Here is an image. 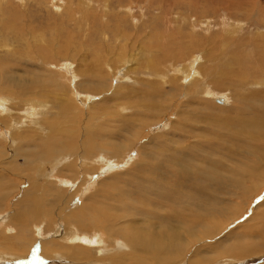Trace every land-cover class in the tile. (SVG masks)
<instances>
[{
	"label": "rangeland",
	"instance_id": "obj_1",
	"mask_svg": "<svg viewBox=\"0 0 264 264\" xmlns=\"http://www.w3.org/2000/svg\"><path fill=\"white\" fill-rule=\"evenodd\" d=\"M257 2L261 3L260 6L264 8V0H0V100L6 97L9 98L12 94L14 95L15 93L17 95L15 99L14 97L11 98L13 99L11 105L4 100H2L0 103V187L2 188L0 190H3V194L5 193L3 196L4 198L0 201V264H35L37 262V257L43 253V250L48 251V249H50L51 245L53 244H58L57 246L59 247V250L57 251L59 252L57 253L61 255V257L64 258L66 262L69 261L70 258H67V256L70 257L69 255H71V253L67 251L65 252L64 248L68 250V247L77 245L75 246V248L80 247V249L88 250L101 247L100 250L102 252L100 254L102 255H98L97 258L93 257L94 259L92 258V260H90L91 263L134 264L131 261V258L135 253V248L133 247L134 242L131 237L133 233L143 230H149L146 228L147 225H150L151 228L161 226V222L155 217V213L158 211L156 206L150 204L148 205V208L146 207V211H144V213H141L136 208H134V206H131L130 201L128 200V205L130 208H132V210L130 209V216H128V218L127 216L124 217L123 215L121 218L111 217L112 222L114 221L115 223L114 225H117L116 231H120L121 233L119 235H115V233V236H112L108 233L107 235L106 231L103 228L99 227L103 226V222L99 221V225L96 226L97 228H92L91 231L86 230V232H89L94 236L96 235V239L98 238V236H100L104 243L94 242L96 244L95 245L92 242V247L90 248V245H85L87 247L86 248L84 244H71L70 240L66 239L68 230L72 232L79 230L78 224L74 222L75 218L78 216L79 205H81V203H84L82 205H85V200L87 198L91 197V195L95 196L96 193H99L98 191L101 190L100 184L103 182L110 183L112 181V178L114 177V174H121L126 172L124 175L127 177V179H129L131 169L133 171L136 164L141 161L142 155L146 156L149 151L152 152L151 148L156 145L155 141L157 139H160L162 136V138H164L166 135L168 136L167 141L160 144L162 146L169 145L168 147H170L172 145L171 143H168L169 138H173L174 140L178 139V147L184 150L189 147L192 148L196 146L198 144V140L195 139V136L192 137L190 134H187L190 136L181 137L179 135L175 136L170 132L173 130L174 126L178 128L183 127L188 129V127H185L179 123L181 121V117H179L180 119H178L179 109L177 108L180 104L184 106V104L187 103L188 106L191 104L190 107L196 109L199 98L194 95L195 92L198 91V88L203 89L205 84H207L208 89H211L212 91V94H206V97L203 96L204 99L206 98L204 101H206V103L208 101V104H210L209 110H207V108L205 110V112H210L209 118H213L219 112L224 113L228 111V109L230 111L234 107L235 103L238 104L237 101L240 100L236 99L235 101L233 97L238 98L239 95L237 96L236 94H234L235 92L229 93L228 90H224L225 88L217 90L216 86L214 85L215 83H211L212 81H222L228 84L229 82H231L230 79L233 78L232 76V78H229V76L224 78L223 76L221 79V75H219L220 73L218 71L223 68L222 66H229L230 63L228 62H232L233 58H236L241 62L244 61L243 64H246L247 66L249 65V67L254 66V64L257 65L258 62L256 61V59H254L253 55L254 47L255 45H257L258 47L259 45L261 47L264 46V40L259 39L257 35L258 33L264 34V29L257 28L258 26H256V21L253 19V13L251 12L252 10H255L256 13L259 12L258 9H260V6L255 7V5L257 6ZM89 8L91 9L89 10ZM259 14H257L258 16L256 20L261 22V13L259 12ZM263 15L264 13H262V16ZM117 21H119L120 23H118ZM127 27H129V29ZM243 28L245 29V31ZM177 29L180 33H178ZM173 30L176 31L175 33L177 37L174 36ZM121 32L124 35H121ZM238 32L241 34H239ZM116 33L118 35H116ZM185 34L187 37L185 36ZM119 35L121 36V38ZM133 35L135 38L133 37ZM165 35H172V37L166 38L167 40H169V42L175 40V42H173L174 44H172L173 48L170 47L174 51V54H178L179 51L181 52L182 50H184L183 53L186 54L187 51L186 55L188 56H183L181 59H179L181 60L182 65H180V67L176 69H169L167 68V65L164 67L163 64H158L162 60H165L162 53V47L165 46V41L163 39ZM185 37L188 39L185 40ZM181 38L183 39L181 40ZM149 40H152V43ZM124 41H126L127 43L125 42V44ZM213 41L214 43L216 41V43L214 44ZM259 41L261 43L258 44ZM137 42L138 45L136 44ZM156 42L157 44H155ZM186 42L187 44H185ZM210 44L215 46H209ZM180 45H182L184 48H182L181 50H176L179 49L178 46ZM202 45L204 47L203 49ZM129 47L130 50L128 51ZM198 47L202 49L200 52L194 50V48ZM207 47L210 48V50H207ZM122 48L123 51L121 50ZM141 48H143L144 50ZM218 48L220 49L218 50ZM238 48H240L241 51ZM262 50L263 49L260 48V52ZM151 51H155V53H150ZM193 51H195L194 53L196 55H192ZM204 51H210L211 53H214L215 58H217L216 61L213 62L214 59H208L207 61L206 56L202 54V52ZM217 52L218 54H216ZM167 53V57L172 56V52L170 50H168ZM230 53H233V58H231L232 56ZM116 54L119 56V58ZM220 54H224L225 56L223 55L222 57V55ZM124 58L126 59V62ZM157 58H159V60ZM218 58L219 61L221 60V63L218 61ZM146 60L151 63L155 62V66L162 65V68L160 69L162 72L156 79L152 77H150V79L145 77V81H159L158 83L165 82L166 84L164 85V88H162L166 90V92L171 91L169 92V95L171 93L174 96L173 98H168L169 102L167 101V103L165 104L161 103V101L163 102L162 98L161 100H159V102L163 106L168 105L169 111H165L166 114L164 119H161L158 122H155V117H157L156 113L144 115V112L146 110H142L140 105H138L140 101L138 98H141L140 94H138V96L134 94H130L131 96L127 95L129 93H132L130 88H134V90L137 92L143 90L142 83L139 79L144 78V76H142L140 72L147 73V70L144 66L146 64L148 65L149 62H146ZM209 60L212 61V63L209 62ZM203 63L205 65L204 68ZM112 64L115 65L118 70H115L116 67L114 68V70H112ZM208 65L210 66L208 67ZM211 65H214L212 67V71ZM122 66L125 67L123 68ZM187 66L188 68L186 69H188V71L184 68ZM1 67H3V69ZM207 68H210L209 71ZM167 69L169 70L166 74ZM199 69H201V71ZM193 72L195 76L193 75ZM125 73L127 76L125 75ZM134 73L136 75H134ZM188 74H191L192 77L194 76L197 78L198 82H196L195 84L193 83V85H195L196 87L192 86V84L189 86V82L184 79L185 76L189 77ZM205 74L208 75L206 76ZM106 75H110V77L108 78ZM168 75L169 77H167ZM198 75H200L201 78L200 76L198 77ZM202 75L205 76L203 77ZM14 76L17 78L11 81L15 84V86L13 84L7 83L9 81L7 77L11 78ZM177 76L180 77V82L178 81L179 79H176ZM219 76L221 80L219 79ZM167 78L170 79L168 80ZM135 80H138L139 82H136ZM204 80H206V82ZM130 81L135 83H131ZM199 83H202L201 86ZM173 85L177 87L175 88ZM11 86H13L14 88ZM157 86L161 87L160 85ZM188 86L191 87L190 89H192L193 87L194 90H190ZM185 87L187 89H185ZM260 87V85H256L250 88V90H252L253 92H261L262 89ZM135 88H137V90ZM187 92H194V95L190 94L192 96L191 97L186 94ZM9 93H11L10 96L7 95ZM21 94H23L24 97L20 96ZM117 94L119 96H117ZM227 94L229 97L227 96ZM122 95H124L125 97ZM186 95L189 97H187ZM262 95H264V93ZM25 100L28 101L26 102ZM218 100L223 101V103H219ZM253 101L264 102L262 98L256 96H253L250 102ZM29 102L31 103L30 106H28ZM171 102L173 105H175L173 106L172 104H170ZM5 104L9 105L8 110L4 106ZM117 104H119V106ZM65 105H68L70 107L67 108L68 115L64 117L63 111ZM17 106L18 108H15ZM35 106L37 108H35ZM71 106H73V110L71 109ZM41 107L42 109H45L42 110L40 109ZM126 107L128 108V110L129 108H132L133 111L129 112L130 110L128 111ZM27 109L29 111H26ZM159 109L158 111L160 112L163 108ZM211 113L213 116L211 115ZM50 116L52 117L50 118ZM145 118H147V120H145ZM166 118L167 120H165ZM28 119H30L31 121ZM121 119L126 120L127 129L122 130L120 132L122 136L119 137V132L117 131L123 125V123L120 122ZM246 119H249V117H246ZM16 121L19 122V124L14 123ZM74 123H76L77 125ZM17 125L18 129L16 128ZM99 128L101 130L103 128V130L101 131L99 130ZM204 128V126L199 125L194 128V132L197 134L200 129ZM109 130L110 134L108 133ZM104 131H106L107 134ZM251 131L256 134L264 133V130H259L255 127H253ZM104 133L106 137L107 135H111L113 133L111 135L112 138L115 137L114 139H119V141L126 142L125 144L128 146V150H122L120 154L116 153L119 156H123V160L125 159L123 163L117 164L115 162L113 164L107 165L106 161L108 159L104 157L103 153L98 155V157H93V159L87 157V144H91L98 140L101 141L102 139H104L102 137ZM114 133H116V135H114ZM66 134L68 137L66 136ZM55 135L56 138H54ZM64 135L66 136L67 140ZM60 136L62 138H60ZM137 136L139 137L137 138ZM123 137H125L124 140ZM211 137L214 136L212 135ZM41 140L42 144H49L51 142L50 140H52L53 143L61 142L60 144H62L60 146L61 148H55V151L61 153L60 156L62 154L63 155L59 159L60 161H55L57 163L53 168V173H49L50 175L48 174L49 167L54 160H50L48 157L54 156L56 158H59L60 156H56V154H53L52 156L47 157V151L44 150H39L38 154H36L34 146L36 144V146H38L41 143ZM75 144L77 146H75ZM64 146H72L74 149L77 148L75 150L76 152L66 151ZM21 149L23 150L21 151L22 153L20 152ZM31 152L32 155H38L35 156L34 160H32L35 161L37 159L35 162H29L30 160H28L30 159L29 154L31 155ZM64 154L66 156V160ZM191 157L196 158L197 153L193 152L191 154ZM220 158H222L224 161L221 159V162L219 160ZM216 160L218 162H221V164L223 163L222 165L228 169L230 162L225 161L223 155H217ZM99 161L102 164H97V162L99 163ZM110 162L112 163V161ZM41 163H43L44 165H41ZM73 163H78V165L76 166V164ZM72 164L74 165L73 167ZM93 164L95 167L92 166ZM101 165L103 166V168L101 167ZM86 167L90 169H100V171L96 172L97 174L95 173L93 174V176L89 175L90 177H87L85 179H88V186L84 185V183H81L82 177L84 178V174H86L84 171V169H87ZM69 168H74V171ZM68 169L72 174L67 173ZM82 170L84 173L82 172ZM106 178L110 180H107ZM37 182L41 183L42 189L44 188V186H46L48 190L47 195L50 200L55 199V195L61 192L63 194L62 196L65 203L68 202L66 203V205L57 204L48 206L49 208L45 207V211H47V213H49V215L53 217L51 218L52 222L50 223L52 226H49V224H47L48 220L50 219L49 217H47V215L43 219L45 222L42 220L43 224L40 223L38 226L33 225L32 219L30 218L29 214L31 207H25L24 203L22 205L20 203L25 199L26 194L29 191L33 190L34 185H36ZM65 184H67L68 186L70 184L71 185L68 187ZM78 185L79 187L80 185H82L83 190H80L79 192L76 191L77 188H79ZM245 186L246 189L240 192L238 196L235 197V199H232V201H230L224 214H222V216L216 215L215 220L213 219L214 223H211V228H214L215 233L211 234V238L207 237L204 241H198L196 240L198 239V237L192 238L191 236H187L188 240H185V246L187 245L186 250L188 251L191 247L192 248L188 252L186 251L183 257H179L178 259L174 257L173 264H189V261H191V259L194 260L196 258H200L202 255H204L205 258L209 259V262H207L206 264H264V173L262 175L259 174V176H256L255 178L247 181ZM62 190H65L64 193L62 192ZM75 191L77 193H75ZM102 194H104V192ZM140 197L141 196H138V198ZM119 199L123 200L122 198ZM113 203L116 206V203ZM103 204H105L106 206H111L110 204H112V202H109L107 200ZM60 208L62 212L59 210ZM81 208L83 214L86 207L81 206ZM121 210L123 209L120 208V214H118V216L121 215V212L123 213V211ZM63 212H65V214L67 215L65 216ZM108 213L110 214L111 212L109 211ZM72 216L75 218H73ZM69 217H72L74 220ZM122 218L124 219V221ZM63 219L68 224L65 221L62 222ZM68 219H70V221H68ZM118 219H121L119 220V224L118 221H116ZM133 219L138 223H136ZM103 220L107 219L105 218ZM122 221L123 223H125L123 224ZM154 223L156 224L154 225ZM63 224L64 226H66L64 227V230L63 227H60V225ZM143 225L145 226V228H143ZM140 227L142 228V230H140ZM59 232L61 234H59ZM240 239L243 243V245L241 246L242 249L240 248V250H245L243 248L255 245H257L262 250H259L253 256H233V254L236 253L233 251H238V248L234 249V245L240 243ZM124 241L125 243H122ZM110 245H112V248L110 247ZM8 247L11 248V250L8 249ZM198 247H201V249ZM118 254H120V256ZM112 256H114L115 258L113 259ZM14 257H17L19 259H15ZM65 257L67 260L65 259ZM48 258L51 257H44V260H47ZM124 258H126L127 260H125ZM240 258H242L241 261ZM30 259L32 260V262H29ZM48 260L50 261L53 259ZM118 260L119 262H117ZM211 260H213V262ZM56 261L61 262V260ZM65 261L59 263L65 264ZM123 261L125 263H123ZM86 262L88 261L82 262L71 258L68 263L87 264Z\"/></svg>",
	"mask_w": 264,
	"mask_h": 264
},
{
	"label": "bare ground",
	"instance_id": "obj_2",
	"mask_svg": "<svg viewBox=\"0 0 264 264\" xmlns=\"http://www.w3.org/2000/svg\"><path fill=\"white\" fill-rule=\"evenodd\" d=\"M257 1V0H256ZM251 2V1H250ZM253 2V1H252ZM261 2V1H259ZM261 5V3L257 2V6L255 5V7H259ZM252 6V5H251ZM254 6V5H253ZM253 7V8H255ZM91 8H89L90 10ZM258 11L261 13V22L257 21V14L255 12V10H252L251 12L253 13V19L256 21V26H258L257 28H263L264 29V15L262 16V13H264V8L260 6V9H258ZM94 12V11H93ZM249 13V12H248ZM251 14V13H250ZM260 15V14H259ZM249 16V15H248ZM251 16V15H250ZM195 18V17H194ZM249 18V17H248ZM251 18V17H250ZM125 19V18H124ZM198 20V19H196ZM182 21V20H181ZM204 21V20H203ZM118 23H120L119 21H117ZM126 22V21H124ZM195 22V21H193ZM186 23V22H185ZM189 23V22H188ZM197 23V22H196ZM201 23V22H200ZM204 23V22H203ZM206 23V22H205ZM124 25V24H123ZM188 25V24H187ZM196 25V24H195ZM199 25V24H198ZM197 25V26H198ZM126 27V26H125ZM242 27V26H241ZM122 28V27H121ZM129 29V27H127ZM193 28V27H192ZM237 28V27H236ZM245 28V27H244ZM243 28V29H244ZM119 29V28H117ZM126 29V28H125ZM132 29V28H131ZM176 29V27H175ZM240 29V28H239ZM258 29V30H259ZM116 30V29H115ZM124 30V29H123ZM137 30V29H136ZM186 30V29H185ZM195 30V27H194ZM117 31V30H116ZM115 31V32H116ZM178 31V29H177ZM190 31V30H189ZM242 31V30H241ZM245 31V29H244ZM247 31V30H246ZM118 32V31H117ZM140 32V31H139ZM157 32V30H156ZM176 31L173 30V34L175 37H177ZM195 32V31H194ZM122 33V32H121ZM127 33V32H126ZM129 33V31H128ZM153 33V32H151ZM165 33V31H164ZM167 33V32H166ZM171 33V32H170ZM178 33H180L178 31ZM193 33V32H192ZM198 33V32H197ZM239 33V32H238ZM120 34V33H119ZM136 34V33H135ZM150 34V33H149ZM188 34V33H186ZM185 34V36H186ZM241 34V33H239ZM257 34V33H255ZM116 35H118L116 33ZM121 35H124L123 33ZM155 35V34H154ZM191 35V33H190ZM258 38L259 39H263L264 40V34L262 33H258ZM120 36V35H119ZM126 36V35H125ZM132 36V35H130ZM153 36V35H152ZM181 36V35H180ZM196 36V35H195ZM134 37V35H133ZM132 37V39H133ZM172 37V35H165L164 36V41H165V46L162 47V53H163V58L165 60H162L161 62H159L158 64H163V66L165 67L167 65V68L169 69H176L178 67H180L181 64V59L183 56H188L187 51L186 54L183 53L184 50H182L181 52L179 51V53H175L174 51L170 48H173L174 44L173 42H175V40H172L169 42V40H167L166 38H170ZM184 37V34H183ZM187 37V36H186ZM185 37V38H186ZM191 37V36H190ZM121 38V36H120ZM125 38V37H124ZM131 38V37H130ZM135 38V37H134ZM160 38V37H159ZM242 38V37H241ZM118 39V38H117ZM142 39V38H141ZM156 39V38H155ZM174 39V38H173ZM178 39V38H177ZM183 38H181L182 40ZM188 38H186L185 40H187ZM240 39V38H239ZM258 39V40H259ZM122 40V39H121ZM120 40V41H121ZM126 40V39H125ZM128 40V37H127ZM130 40V39H129ZM145 40V39H144ZM162 40V39H161ZM184 40V42H185ZM198 40V39H197ZM214 40V39H213ZM152 43V40H149ZM160 41V40H159ZM180 41V39H179ZM177 41V42H179ZM189 41V40H188ZM207 41V40H206ZM205 41V42H206ZM261 41V40H260ZM258 42L261 43V42ZM126 41H124L125 43ZM158 42V41H157ZM157 42L155 44H157ZM182 42V41H181ZM226 42V41H225ZM241 42V41H240ZM239 42V43H240ZM243 42V41H242ZM127 43V42H126ZM125 43V44H126ZM131 43V42H130ZM149 43V42H148ZM195 43V42H194ZM200 43V42H199ZM209 43V41H208ZM207 43V44H208ZM214 43V41H213ZM216 43V41H215ZM214 43V44H215ZM234 43V42H233ZM232 43V44H233ZM238 43V41H237ZM236 43V44H237ZM254 43V42H253ZM263 43V42H262ZM138 45V42L136 43ZM183 44V43H182ZM187 44V42L185 43ZM197 44V43H196ZM219 44V43H218ZM255 44V43H254ZM123 45V44H122ZM154 45V44H153ZM163 45V44H162ZM177 45V44H176ZM222 45V44H221ZM224 45V43H223ZM226 45V44H225ZM240 45V44H239ZM250 45V44H249ZM125 46V45H124ZM131 46V45H130ZM144 46V45H143ZM147 46V44H146ZM149 46V45H148ZM152 46V45H150ZM189 46V45H187ZM198 46V45H197ZM209 46H215V45H209ZM254 46V45H253ZM175 47V46H174ZM179 49L176 50H181L182 48H184L182 45L178 46ZM201 47V46H200ZM239 47V46H238ZM251 47V46H250ZM69 48V47H68ZM124 48V47H123ZM123 48L121 49L123 51ZM134 48V47H133ZM188 48V47H187ZM186 48V49H187ZM203 45H202V49H203ZM208 48V47H207ZM231 48V47H230ZM241 48V46H240ZM240 48H238L240 50ZM260 48H262L263 50L260 52ZM65 49V48H64ZM119 49V47H118ZM143 49V48H141ZM201 48H194L195 51L200 52L202 50ZM212 49V48H211ZM220 48H218L219 50ZM66 50V49H65ZM130 50V47L128 49V51ZM135 50V49H134ZM144 50V49H143ZM170 50L172 52V56L167 57L166 55H168L167 51ZM191 50V49H190ZM207 50H210V48H208ZM133 51V50H132ZM192 51V50H191ZM193 51L192 55L195 54ZM214 51V50H213ZM241 51V50H240ZM125 52V51H124ZM144 52V51H143ZM121 53V52H120ZM130 53V52H129ZM149 53V52H148ZM150 53H155V51H151ZM190 53V52H189ZM140 54V53H139ZM158 54V52H157ZM156 54V55H157ZM174 54V55H173ZM201 54V53H200ZM203 55L206 56V59L208 61V59L216 61L217 58H215V54L211 53L210 51L208 52H202ZM201 54V55H202ZM218 54V52L216 53ZM231 56L233 53H230ZM236 54V51H235ZM238 54V53H237ZM117 55V54H116ZM148 55V54H146ZM190 55V54H189ZM196 55V54H195ZM222 55V54H220ZM224 55V54H223ZM222 55V57H223ZM246 55V53H245ZM253 55H254V59H256V61L258 62L257 65H255L254 62V66H247L246 64L244 65L243 62L244 61H239L236 58L234 59L233 56L231 58H233V61H229L228 63H230L229 66H221L223 68H221L220 71H218L219 75H221V79L224 76L229 78L231 77L232 79H230L231 82L228 83H224L222 81H215L211 84H214L218 89H224L225 91L228 90L229 93L231 92H235L234 94H236L238 96V98H234L235 101L236 99L240 100L237 101L238 104L235 103L234 107L229 111H226L224 113H217L213 118H209V114L210 112H205L206 108L207 110H209L210 108V104H208V101L206 103V101H204L205 99L203 98V96L206 97V94H212L211 89H208V85L205 84L203 89L198 88V91L195 92V95L193 93H186L187 95L191 96L190 94L197 96L199 98V101L197 102V106L196 109H193L192 107H190V105L188 106L187 103L184 104V106L182 104H180L178 106L177 109H179V114H178V119H180L179 117H181V121L179 122L181 125L188 127V129L186 128H178L176 126L173 127V130L170 132L173 135H179L181 137H188V136H195V139L198 140V144L192 148H187L186 150L181 149L179 146V140L177 139H171L169 138L168 143H171L172 145L170 147H168L169 145L166 146H162L160 144L165 143V141H167L168 136L166 135L164 138H162V136L160 139H157L155 141V146L151 148V151H149V153L146 154V156H141L142 159L141 161L136 164L135 168L131 169L130 172V178L127 179V177L124 175L125 173H121V174H114V177L112 178V181L110 183H106L103 182L100 184V189L98 192L100 193H96L95 196H92L87 198L85 200V205H82L84 203H81V205H79V212H78V216L75 218V220L72 217H69L71 219L74 220V222L76 224H78L79 226V230L78 231H67V237L66 239H69L71 244H84L85 245H90V248L92 247L91 243L93 242H98V243H104L102 238L100 236H98V238L96 239L95 236L93 234H90L87 231H91L92 228H97L96 226L99 225V221L103 222V226H99L101 228H103L106 231V234H111L112 236L115 235H119L121 232L120 231H116V226L114 225V221L112 222L111 217H119L121 218L122 215L124 217L130 216V209L132 210V208L129 207L128 205V200L130 201L131 206H134V208H136L139 212H143L146 211V207L148 208V205L153 204L156 206L157 208V212L155 213V217L161 222V226L160 227H150V225H147V229L149 230H143L140 232H136L133 233L132 235V239L134 242L133 247L135 248L134 251V255L131 258V261L134 264H139V263H143V264H173L174 263V257L176 259H178L179 257H183L185 255V252L187 251V245L185 246V240L187 239V236H191L193 237H198V241H204L205 238L212 236V233L214 232V228H211V223L213 222V219L215 220L216 215H221L224 214V212L227 210V205L230 203V201H232V199H235V197L238 196V194L242 191H244L246 189V182L249 181L250 179L255 178L256 176H259V174H263L264 173V133H253L251 131V129L253 127L259 129V130H264V102H250L252 100L253 96L256 97H260L264 100V95H262L264 93V46H260L259 47L257 45H255L254 50H253ZM114 56V55H113ZM123 56V55H122ZM139 56V55H138ZM225 56V55H224ZM228 56V55H226ZM115 57V56H114ZM117 57L119 58V56L117 55ZM141 57V56H140ZM196 57V56H195ZM198 57V56H197ZM221 57V56H220ZM252 57V56H251ZM116 58V57H115ZM114 58V59H115ZM138 58V57H137ZM154 58V57H153ZM201 58V57H200ZM203 58V57H202ZM225 58V57H224ZM108 59V58H107ZM125 59V58H124ZM123 59V60H124ZM150 59V58H149ZM159 60V58H157ZM198 59V58H197ZM204 59V58H203ZM222 59V58H221ZM227 59V58H226ZM248 59V58H247ZM246 59V60H247ZM250 59V58H249ZM131 60V59H130ZM140 60V59H139ZM151 60V59H150ZM212 63V61H210ZM229 60V59H228ZM122 61V60H121ZM136 61V60H134ZM148 60H146L147 62ZM156 61V60H155ZM194 61V60H193ZM197 61V60H196ZM219 61V58H218ZM118 62V60H117ZM123 62V61H122ZM126 62V59H125ZM129 62V61H128ZM142 62V61H141ZM149 62V61H148ZM221 63V60L219 61ZM224 62V61H223ZM121 63V62H120ZM119 63V64H120ZM155 63V62H154ZM153 62H149L148 65H145V69L147 70V73H143L140 72L142 76H144V78L139 79L140 82L142 83V88L143 90L137 92L133 89L130 88L132 93H128L127 95H137L140 94L141 98L139 97L138 99L140 107L142 108V110H146L144 112V115L147 114H154L156 113L157 117H155L156 121L158 122L161 119H164L166 112L165 111H169L168 109V105L163 106L161 103L165 104L168 101V98H173V94L169 92H166V90H164V85L166 84L165 82H161L158 83L156 81L151 82L149 80L145 81V77L149 78H158V75L161 74V68L162 65H158L155 66L156 64H154ZM189 63V62H188ZM195 63V62H193ZM207 63V62H205ZM217 63V62H215ZM227 63V61H226ZM247 63V62H246ZM137 64V63H136ZM152 64V65H151ZM187 64V63H186ZM202 64V63H201ZM171 67H170V66ZM200 65V64H199ZM216 65V64H215ZM218 65V64H217ZM97 66V65H96ZM111 66V65H109ZM118 66V65H117ZM184 66V65H183ZM190 66V64H189ZM202 66V65H201ZM204 63H203V68H204ZM210 65H208L209 67ZM214 65H211V71L213 70L212 67ZM105 67V65H104ZM108 67V66H107ZM116 66L112 64V70H114ZM123 67V66H122ZM125 67V66H124ZM123 67V68H124ZM199 67V66H198ZM197 67V68H198ZM217 67V66H216ZM249 67V68H248ZM3 69V67H1ZM185 70L188 71V66L184 67ZM219 68V66H218ZM137 69V68H136ZM166 74L168 73V70ZM208 69V68H207ZM210 69V68H209ZM208 69V71H209ZM99 70V69H98ZM115 70H118L117 67L115 68ZM182 70V69H181ZM194 70V68H193ZM201 71V69H199ZM205 70V69H204ZM215 70V69H214ZM106 71V70H105ZM132 71V70H131ZM134 71V70H133ZM173 71V70H170ZM114 72V71H113ZM136 72V70H135ZM181 72V71H180ZM207 72V71H206ZM204 72V73H206ZM103 73V72H102ZM122 73V71H121ZM131 73V72H130ZM177 73V71H176ZM189 73V72H188ZM200 73V72H199ZM208 73V72H207ZM214 73V72H213ZM216 73V72H215ZM98 74V73H97ZM165 74V73H164ZM180 74V73H179ZM196 74V73H195ZM201 74V73H200ZM102 75V74H101ZM111 75V74H110ZM110 75H106L108 78L110 77ZM126 75V73H125ZM134 75H136L134 73ZM140 75V76H141ZM183 75V74H182ZM194 75V72H193ZM206 75V74H205ZM204 75V76H205ZM208 75V74H207ZM206 75V76H207ZM105 76V77H106ZM127 76V75H126ZM131 76V75H130ZM129 76V78H130ZM162 76V75H161ZM184 76V75H183ZM189 77H184L185 80H187V82H189V86L193 83L195 84L196 82H198L196 77H192V75L188 74ZM200 75H198L199 77ZM203 76V75H202ZM203 76V77H204ZM9 77V75H8ZM9 81L7 83L9 84H13L15 86L14 83H12L11 80H15L17 77H11L8 78ZM104 77V76H103ZM124 77V75H123ZM169 77V75L167 76ZM217 77V75H216ZM134 78V77H132ZM138 78V77H137ZM201 78V76H200ZM124 79V78H123ZM126 79V78H125ZM160 79V78H159ZM168 79V78H167ZM170 79V78H169ZM168 79V80H169ZM172 79V78H171ZM176 79H179L178 81L180 82V77L177 76ZM218 79V78H217ZM220 79V76H219ZM220 79V80H221ZM228 79V78H227ZM127 80V79H126ZM148 80V79H147ZM154 80V79H153ZM161 80V79H160ZM165 80V79H164ZM216 80V79H215ZM229 80V79H228ZM123 81V80H122ZM129 81V80H128ZM136 81V80H135ZM138 81V80H137ZM136 81V82H137ZM177 81V82H178ZM206 82V80H204ZM131 82V81H130ZM139 82V81H138ZM172 82V81H171ZM202 82V83H205ZM209 82V81H208ZM228 82V81H227ZM131 83H135V82H131ZM186 83V82H185ZM201 83V84H202ZM210 83V82H209ZM139 84V83H138ZM176 84V83H175ZM200 84V83H199ZM200 84V86H201ZM134 85V84H133ZM136 85V84H135ZM157 85H160L161 87H158ZM179 85V84H178ZM188 85V83H187ZM256 85H260L262 91L261 92H253L252 90H250V88H252L253 86ZM128 86V85H127ZM174 86V85H173ZM183 86V85H182ZM188 86V87H189ZM213 86V87H215ZM13 87V86H11ZM163 87V88H162ZM175 88L177 86H174ZM196 87V86H195ZM203 87V86H202ZM211 87V88H213ZM14 88V87H13ZM139 88V87H138ZM173 88V87H172ZM191 87H189L190 89ZM16 89V88H15ZM74 89V88H73ZM137 90V88H135ZM185 89H187L185 87ZM192 89L194 90V88L192 87ZM190 89V90H192ZM196 89V88H195ZM24 90V89H23ZM69 90V89H68ZM129 90V89H128ZM140 90V89H139ZM215 90V88H214ZM76 91V90H75ZM189 91V90H188ZM207 91V92H206ZM209 91V92H208ZM22 92V91H21ZM24 92V91H23ZM26 92V91H25ZM95 92V91H94ZM107 92V91H106ZM105 92V93H106ZM185 92V91H184ZM205 92V93H204ZM211 92V93H210ZM222 92V91H221ZM12 93V92H11ZM7 94L8 96H10V94ZM70 93V92H68ZM214 93V92H213ZM216 93V92H215ZM226 93V92H225ZM120 94V93H119ZM182 94V93H181ZM184 94V93H183ZM205 94V95H204ZM3 95V94H2ZM1 95V96H2ZM15 95V96H14ZM12 94L11 97L7 98H2V100H4L5 102H7L8 104H12V101L14 97L17 96L16 93ZM126 95V98H127ZM130 95V96H131ZM186 95V96H187ZM230 95V94H229ZM20 96L24 97L23 94H21ZM117 96H119L117 94ZM124 96V95H122ZM169 96V97H168ZM180 96V95H179ZM187 96V97H189ZM228 96V94H227ZM111 97V96H110ZM125 97V96H124ZM123 97V98H124ZM192 97V96H191ZM196 97V98H197ZM217 97V96H216ZM226 97V96H225ZM229 97V96H228ZM227 97V98H228ZM91 98V97H90ZM113 98V97H112ZM117 98V97H116ZM160 98V99H159ZM163 100V102L161 101V103L159 102V100ZM176 98V97H175ZM226 98V100H227ZM85 99V98H84ZM118 99V98H117ZM186 99V98H184ZM0 100V103L1 101ZM24 100V99H23ZM111 100V99H110ZM123 100V99H122ZM129 100V99H128ZM127 100V102H128ZM174 100V99H173ZM189 100V99H188ZM229 100V99H228ZM26 101V100H25ZM28 101V100H27ZM26 101V102H27ZM118 101V100H117ZM115 101V102H117ZM131 101V100H130ZM122 102V101H121ZM126 102V101H125ZM135 102V101H134ZM169 102V101H168ZM219 103H223V101L218 100ZM69 103V102H68ZM85 103V102H84ZM119 103V102H118ZM130 103V102H129ZM133 103V102H132ZM131 103V104H132ZM135 103V104H136ZM176 103V102H175ZM192 103V102H189ZM4 105L7 110L9 105ZM30 106V102L28 103ZM65 104V102H64ZM134 104V106H135ZM172 104V102L170 103ZM22 105V104H21ZM88 105V104H87ZM119 106V104H117ZM173 105V104H172ZM175 105V104H174ZM173 105V106H174ZM209 105V106H208ZM2 106V107H4ZM20 106V105H19ZM33 106V105H32ZM42 106V105H40ZM48 106V105H47ZM46 106V107H47ZM170 106V105H169ZM14 107V106H13ZM23 107V106H22ZM21 107V108H22ZM25 107V106H24ZM70 107L68 105H65L64 111H63V116H67L68 115V110L67 108ZM106 107V106H105ZM117 107V106H116ZM121 107V106H120ZM123 107V106H122ZM137 107V105H136ZM167 107V108H166ZM171 107V106H170ZM177 107V106H176ZM218 107V106H217ZM216 107V108H217ZM15 108H18L15 107ZM29 108V107H28ZM34 108V107H32ZM35 108H37L35 106ZM62 108V107H61ZM127 108V107H126ZM125 108V110H126ZM159 108H163L161 109L162 111H158ZM166 108V109H165ZM175 108V107H174ZM42 109V107L40 108ZM45 109V108H43ZM42 109V110H43ZM71 109L73 110V106H71ZM134 109V108H133ZM165 109V110H164ZM176 109V110H177ZM2 110V109H1ZM23 110V109H22ZM21 110V111H22ZM35 110V109H34ZM41 110V111H42ZM59 110V108H58ZM104 110V109H103ZM106 110V109H105ZM128 110V108H127ZM130 110V111H129ZM129 112L133 111L132 108H129ZM135 110V109H134ZM140 110V109H139ZM160 110V109H159ZM218 110V109H215ZM221 110V109H220ZM219 110V111H220ZM227 110V109H226ZM4 111V110H3ZM26 111H29L28 109ZM48 111V110H47ZM107 111V110H106ZM110 111V110H109ZM127 111V112H128ZM172 111V110H171ZM211 111V110H210ZM10 112V111H9ZM12 112V111H11ZM19 112V111H18ZM23 112V111H22ZM32 112V111H31ZM116 112V111H114ZM122 112V111H120ZM214 112V111H213ZM212 112V113H213ZM223 112V111H222ZM27 113V112H26ZM49 113V112H48ZM53 113V112H52ZM174 113V112H173ZM211 113V115H212ZM2 114V113H1ZM103 114V113H102ZM111 114V112H110ZM118 114V113H116ZM135 114V113H133ZM224 114V116H223ZM36 115V114H35ZM48 115V114H47ZM52 115V114H51ZM58 115V114H57ZM139 115V114H138ZM143 115V114H141ZM11 116V115H10ZM29 116V115H28ZM32 116V114H31ZM49 116V115H48ZM99 116V115H98ZM107 116V115H104ZM132 116V115H131ZM135 116V115H134ZM137 116V114H136ZM213 116V115H212ZM4 117V116H3ZM35 117V116H34ZM32 117V118H34ZM52 116H50L51 118ZM103 117V116H102ZM117 117V116H116ZM115 117V118H116ZM126 117V116H125ZM246 117L249 119H246ZM27 118V117H26ZM29 118V117H28ZM36 118V117H35ZM170 118V117H167ZM167 118L165 120H167ZM11 119V118H10ZM64 119V118H62ZM69 119V118H68ZM72 119V117H71ZM70 119V120H71ZM114 119V118H113ZM130 119V116H129ZM30 120V119H28ZM59 120V119H57ZM69 120V121H70ZM104 120V119H102ZM118 120V119H117ZM128 120V119H127ZM145 120H147V118H145ZM26 121V120H25ZM31 121V120H30ZM63 121V120H62ZM73 121V120H72ZM136 121V120H135ZM13 122V121H12ZM56 122V121H55ZM61 122V121H60ZM71 122V121H70ZM120 122L123 123V125L121 126V128L115 131L119 132V137H121V131L122 130H126L127 129V125H126V120L125 119H121ZM171 122V121H170ZM169 122V123H170ZM16 124H19V122H14ZM59 123V122H58ZM117 123V122H116ZM119 123V122H118ZM130 123V122H129ZM63 124V123H62ZM69 124V123H68ZM76 124V123H74ZM135 124V123H134ZM153 124V123H152ZM160 124V123H159ZM157 124V125H159ZM165 124V123H164ZM57 125V124H56ZM60 125V124H58ZM77 125V124H76ZM131 125V124H130ZM146 125V123H145ZM151 125V124H150ZM202 125L205 128L204 129H200L197 134L194 132V128ZM15 126V125H14ZM96 126V125H95ZM161 126V125H159ZM18 127V125L16 126V128ZM62 127V126H61ZM70 127V126H69ZM131 127V126H130ZM145 127V126H144ZM147 127V126H146ZM9 129V128H8ZM18 129V128H17ZM56 129V128H55ZM63 129V128H62ZM66 129V128H65ZM68 129V128H67ZM172 129V128H171ZM13 130V127H12ZM99 130H101L99 128ZM103 130V128H102ZM101 130V131H102ZM105 130V129H104ZM107 130V129H106ZM60 131V130H59ZM65 131V130H63ZM67 131V130H66ZM90 131V130H89ZM96 131V130H95ZM113 131V132H115ZM129 131V130H128ZM7 132V131H6ZM52 132V131H51ZM50 132V133H51ZM73 132V131H72ZM88 132V131H87ZM91 132V131H90ZM106 133V131H104ZM108 132V131H107ZM126 132V131H125ZM35 133V132H34ZM61 133V132H60ZM92 133V132H91ZM102 136L104 139H102L101 141L98 140L96 142H93L91 139V141L93 143L91 144H87V150L88 152L87 157L88 158H92L93 157H98V155H100L101 153H103L104 157H106L107 161L106 164L110 165L113 163H123V156H119L118 154H120V152L123 150H126L128 148V146L125 144L126 142L123 141H119V139H114L111 137V135H106ZM110 134V130L108 132ZM168 133V132H167ZM1 134V133H0ZM63 134V133H62ZM72 134V133H71ZM107 134V133H106ZM190 134V135H187ZM52 135V134H51ZM76 135V133H75ZM114 135H116V133H114ZM214 137H211V136ZM5 136V135H3ZM11 136V135H10ZM67 136V134H66ZM66 136L64 135V137L66 138ZM70 136V135H69ZM118 136V135H117ZM125 136V135H123ZM127 136V135H126ZM142 136V135H141ZM59 137V136H58ZM68 137V136H67ZM89 137V136H88ZM87 137V138H88ZM139 136H137L138 138ZM172 137V136H171ZM51 138V137H49ZM56 138V135L55 137ZM60 138H62L60 136ZM93 138H94V134H93ZM109 138V139H108ZM117 138V137H116ZM136 138V139H137ZM159 138V137H158ZM21 139V138H19ZM125 139V137H123V140ZM127 139V138H126ZM185 139V138H184ZM67 140V138H66ZM76 140V139H75ZM89 140V141H90ZM97 140V139H96ZM51 142L49 144H42V140L41 143L38 146H34L36 154H38L39 150H44L47 151V157L48 156H52L53 154L56 156L59 155L60 156V152L55 151L56 147H60L62 144L60 143H53L52 140H50ZM71 141V140H70ZM73 141V140H72ZM90 141V142H91ZM95 141V140H94ZM160 143H159V142ZM57 142V140H56ZM67 142V141H66ZM83 142V140H82ZM131 142V141H129ZM195 142V141H194ZM63 143V140H62ZM85 143V142H84ZM167 143V144H168ZM69 144V143H68ZM133 144V143H132ZM135 144V142H134ZM158 144V145H157ZM73 145V144H72ZM75 146H77L75 144ZM83 146V145H82ZM181 146V145H180ZM28 147V146H25ZM66 151H75L76 149H74L72 146H64ZM177 147V148H176ZM61 148V147H60ZM82 148V147H81ZM131 148V147H130ZM184 148V147H183ZM23 149V148H22ZM20 150L23 151V150ZM28 149V148H27ZM63 149V148H62ZM84 149V148H83ZM108 149V150H107ZM146 149V148H145ZM149 149V148H148ZM110 150V151H109ZM128 150V149H127ZM126 150V151H127ZM150 150V149H149ZM112 151V152H111ZM141 151V150H140ZM144 151V150H143ZM42 152V151H41ZM76 152V151H75ZM78 152V151H77ZM86 152V151H85ZM197 153V157L196 158H192L191 154L192 153ZM22 153V152H21ZM30 153V152H29ZM65 153V152H64ZM69 153V152H68ZM118 153V154H116ZM143 153V152H142ZM31 155L30 156V160L29 162H31L32 160L35 159V156L38 155ZM49 154V155H48ZM126 154V153H125ZM63 155V154H62ZM61 155V156H62ZM140 155V154H139ZM217 155H223L225 161H229V167L228 169L225 168L222 164H221V159L219 160L221 162H218L216 160V156ZM23 156V155H22ZM21 156V159H22ZM41 156V154H40ZM61 156L59 158L56 157H48L50 160H54L52 161L50 167H49V171L48 174H52L54 171V166L55 164L60 161L59 159L61 158ZM65 156V154H64ZM68 156V155H67ZM119 156V157H117ZM45 157V156H44ZM70 157V156H69ZM77 157V154H76ZM85 157V156H84ZM103 157V156H102ZM220 157V156H219ZM64 158V157H62ZM73 158V157H72ZM83 158V157H82ZM81 158V159H82ZM144 158V159H143ZM218 158V157H217ZM39 159V157H38ZM44 159V158H42ZM57 159V160H55ZM71 159V158H70ZM75 159V158H74ZM37 160V159H36ZM35 160V161H36ZM65 160H66V156H65ZM223 160V159H222ZM32 161V162H35ZM41 161V160H40ZM57 161V162H55ZM78 161V159H77ZM83 161V160H82ZM86 161V160H85ZM112 161V163L110 162ZM224 161V160H223ZM39 162V161H38ZM37 162V163H38ZM74 162V161H73ZM93 162V161H92ZM85 163V162H84ZM226 163V162H224ZM43 163H41L42 165ZM76 164V163H73ZM72 164V167L74 166ZM82 164V163H81ZM97 164H102L97 162ZM44 165V164H43ZM78 165V163L76 164V166ZM64 166V165H63ZM85 166V165H84ZM93 167L94 164L92 165ZM97 166V165H96ZM61 167V166H60ZM71 167V166H70ZM101 167L103 168V166L101 165ZM63 168V167H62ZM87 168V167H86ZM101 168V169H102ZM72 169V168H69ZM69 169L67 170V173L72 174ZM79 169V168H78ZM82 169V167H81ZM74 171V168L72 169ZM77 170V168H76ZM81 171V170H80ZM85 173L84 174V178L82 177V181L81 183H84V185L88 186V182L87 180H85L87 177H90L91 175L93 176V174H95L96 172L100 171V169H94V168H87L84 169ZM46 172V171H45ZM78 172V171H77ZM83 172V170H82ZM47 173V172H46ZM84 173V172H83ZM3 174V173H2ZM49 174V175H50ZM81 174V173H80ZM97 174V173H96ZM90 175V176H89ZM113 175V174H112ZM4 176V175H3ZM129 176V173H128ZM108 178V177H107ZM106 178V179H107ZM3 179V178H2ZM111 179V176H110ZM107 179V180H110ZM48 182V181H47ZM72 182V181H71ZM77 182V181H76ZM80 182V181H79ZM0 183H1V177H0ZM33 183V182H32ZM67 183V182H66ZM5 184V183H4ZM67 185V184H65ZM71 185V184H70ZM69 185V186H70ZM36 186V189H35ZM68 186V185H67ZM68 186V187H69ZM97 186V185H96ZM79 187V185H78ZM66 188V187H65ZM83 186L80 185L79 188H77L76 191H80L83 190L82 189ZM0 189H2L0 187ZM69 190V188H68ZM97 190V189H96ZM3 190H0V201L4 198V194L2 193ZM47 188L46 186H44V188L42 189L41 183H36V185H34L33 190L29 191L26 194L25 199L20 202L21 205L24 203L25 207H31V210L29 212L30 214V218L32 219L33 225H39L40 223H42V220L44 219V217L47 215V217H49L50 219L48 220L49 226L51 225L50 223L52 222L51 217L49 215V213H47V211H45V207L48 206H53V205H57V204H65L68 203L64 201L63 199V194L60 192L59 194L57 193L55 195V199H49L48 195H47ZM65 190H62V192L64 193ZM67 191V190H66ZM75 191V193H77ZM102 191V192H101ZM248 191V190H247ZM104 192V194H102ZM80 195V194H79ZM119 195V196H118ZM138 196H141L140 198H138ZM80 197V196H79ZM119 198H122L123 200H120ZM109 201L112 202V204H110L111 206H106L105 204H103L105 201ZM116 203V206L114 205V203ZM122 206H121V205ZM81 206L86 207L85 211L82 214V208ZM49 208V207H48ZM120 208H122L123 213L121 212V215L118 216V214H120ZM63 209V208H62ZM66 209V208H65ZM64 209V210H65ZM61 211V208L59 209ZM118 210V211H117ZM135 210V211H137ZM148 210V209H147ZM58 211V210H57ZM56 211V212H57ZM66 211V210H65ZM111 212L110 214L108 212ZM62 212V211H61ZM53 213V212H52ZM65 214V212H63ZM134 213V211H133ZM132 213V215H133ZM140 213V214H141ZM72 214V213H70ZM76 214V213H75ZM136 214V213H135ZM57 215V214H55ZM63 215V214H62ZM67 214H65L66 216ZM152 215V214H151ZM220 216V217H221ZM59 217V216H58ZM107 220H103L105 218ZM148 217V216H147ZM137 218V217H135ZM134 218V219H135ZM56 219V218H55ZM61 219V217H60ZM123 219V218H122ZM133 219V220H134ZM147 219V218H146ZM154 219V218H153ZM57 220V219H56ZM67 220V219H66ZM90 220V221H89ZM119 220L118 219L116 221H118L119 224ZM218 220V219H216ZM44 221V220H43ZM65 220L63 219L62 222H64ZM68 221H70V219H68ZM107 221V223H106ZM115 221V222H116ZM124 221V219H123ZM122 221V223H123ZM126 221V220H125ZM135 221V220H134ZM45 222V221H44ZM57 222V221H56ZM66 222V221H65ZM136 222V221H135ZM67 223V222H66ZM73 223V222H71ZM125 223V222H124ZM123 223V224H124ZM127 223V222H126ZM138 223V222H136ZM142 223V222H141ZM214 223V222H213ZM57 224V223H56ZM68 224V223H67ZM106 224V225H105ZM156 223H154L155 225ZM140 225V224H138ZM52 226V225H51ZM125 226V225H124ZM137 226V225H136ZM142 226V225H141ZM144 226V225H143ZM60 227H63V230L65 229L64 224L60 225ZM110 227V228H109ZM141 228V227H140ZM145 228V226L143 227ZM71 229V227H70ZM74 229V228H73ZM72 229V230H73ZM81 229V230H80ZM111 229V230H110ZM59 230V229H58ZM76 230V228H75ZM129 230V229H128ZM142 230V228L140 229ZM219 230V229H218ZM122 231V230H121ZM63 232V231H62ZM113 232V233H112ZM92 233V232H91ZM94 233V232H93ZM126 233V232H125ZM59 234H61L59 232ZM63 234V233H62ZM66 234V233H65ZM107 234V235H108ZM79 235V236H77ZM93 235V236H91ZM102 235V234H101ZM106 235V236H107ZM114 235V236H115ZM122 236V235H121ZM108 237V236H107ZM123 237V236H122ZM113 238V237H112ZM118 238V236H117ZM211 238V237H210ZM104 239V238H103ZM209 239V238H208ZM68 240V241H69ZM112 240V239H111ZM194 240V239H193ZM118 242V241H117ZM237 242V241H236ZM235 242V244H236ZM5 243V242H4ZM8 243V242H7ZM94 243V244H95ZM120 243V242H119ZM118 243V244H119ZM122 243H125L122 242ZM121 243V244H122ZM127 243V242H126ZM198 243V242H196ZM107 244V243H106ZM128 244V243H127ZM192 244V243H191ZM190 244V245H191ZM201 244V243H199ZM50 245V244H49ZM58 245V244H57ZM53 244L51 245V248L48 249V251L43 250V253L41 255H39L37 257V262L35 264H60L62 261H65L64 258L61 257V255H59L57 252V250H59V247ZM96 245V244H95ZM114 245V244H113ZM243 245L241 239H240V243H237V245H234V249L238 248V251H233L236 252L235 254H233V256L236 255H240L238 257H248V256H253L255 255L256 252H258L260 249L257 245L255 246H248L246 248H243L245 250H240L241 246ZM9 246V245H8ZM77 246V245H75ZM74 245L68 247V250H66L64 248V251L66 252H70L71 255H69L70 257L67 256V258H72L75 259L77 261H88L86 262L87 264H94L91 263L90 260H92L93 257L97 258V256H101L102 254H100L102 251L100 250V248L97 249H80V247L75 248ZM112 245H110L111 247ZM119 246V245H118ZM194 246V245H193ZM199 246V245H198ZM11 247V246H10ZM86 247V246H85ZM109 247V248H110ZM114 247V246H113ZM7 248V247H6ZM87 248V247H86ZM112 248V247H111ZM190 248V247H189ZM192 248V247H191ZM190 248V249H191ZM201 249V247H198ZM8 249L11 250V248L8 247ZM44 249V248H43ZM61 249V248H60ZM189 249V250H190ZM196 249V248H195ZM204 249V248H202ZM242 249V248H241ZM108 250V249H107ZM119 250V249H118ZM117 250V251H118ZM123 250V249H122ZM132 250V249H131ZM188 250V251H189ZM199 250V249H198ZM127 251V250H126ZM187 251V252H188ZM207 251V250H206ZM132 252V251H131ZM197 252V251H196ZM122 253V252H121ZM63 254V253H60ZM67 254V253H65ZM117 254V253H116ZM125 254V253H123ZM199 254V253H198ZM204 254V253H203ZM120 256V254H118ZM196 255V254H195ZM200 255V254H199ZM198 255V256H199ZM202 255V254H201ZM34 256V255H32ZM51 257L48 259H53V260H44V257ZM189 256V255H188ZM110 257V256H108ZM113 259L115 258L114 256H112ZM111 257V258H112ZM15 259H19L17 257H14ZM24 259V258H23ZM26 259V258H25ZM34 259V258H33ZM66 259V257H65ZM69 259V261H70ZM94 259V258H93ZM112 259V260H113ZM118 259V257H117ZM125 260H127L126 258H124ZM225 259V258H224ZM236 259V258H235ZM239 259V258H237ZM242 258H240L241 261ZM31 260V259H30ZM29 262H32V260ZM56 260H61L60 261H56ZM67 260V259H66ZM36 261V260H34ZM68 261V262H69ZM95 261V260H94ZM114 261V260H113ZM130 261V263H131ZM213 262V260H211ZM224 261V260H223ZM229 261V260H228ZM237 261V260H235ZM60 262V263H59ZM66 262V261H65ZM66 262L65 264H70ZM119 262V260L117 261ZM121 262V261H120ZM189 264H206L207 262H209L208 258H205L204 255H202L200 258H196L194 260L191 259V261H189ZM218 262V261H216ZM226 262V261H225ZM114 263V262H113ZM123 263H125L123 261ZM211 263V262H210ZM242 263V262H241ZM81 264V263H80ZM180 264V263H179ZM187 264V263H186ZM230 264V263H229Z\"/></svg>",
	"mask_w": 264,
	"mask_h": 264
}]
</instances>
